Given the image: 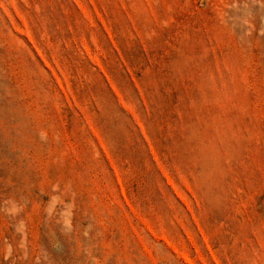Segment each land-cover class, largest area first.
<instances>
[{"label":"rangeland","instance_id":"374dc122","mask_svg":"<svg viewBox=\"0 0 264 264\" xmlns=\"http://www.w3.org/2000/svg\"><path fill=\"white\" fill-rule=\"evenodd\" d=\"M0 264H264V0H0Z\"/></svg>","mask_w":264,"mask_h":264}]
</instances>
